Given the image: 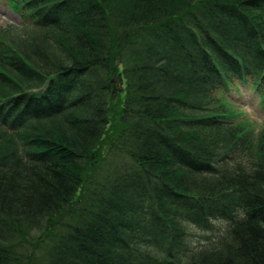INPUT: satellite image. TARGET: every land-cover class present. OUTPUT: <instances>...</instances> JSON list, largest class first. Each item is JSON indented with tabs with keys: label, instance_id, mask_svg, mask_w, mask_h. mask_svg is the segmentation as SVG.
Listing matches in <instances>:
<instances>
[{
	"label": "trees",
	"instance_id": "obj_1",
	"mask_svg": "<svg viewBox=\"0 0 264 264\" xmlns=\"http://www.w3.org/2000/svg\"><path fill=\"white\" fill-rule=\"evenodd\" d=\"M6 1L0 264H264V0Z\"/></svg>",
	"mask_w": 264,
	"mask_h": 264
},
{
	"label": "rangeland",
	"instance_id": "obj_2",
	"mask_svg": "<svg viewBox=\"0 0 264 264\" xmlns=\"http://www.w3.org/2000/svg\"><path fill=\"white\" fill-rule=\"evenodd\" d=\"M8 23L19 25L21 19L19 15L15 13L6 0H0V25L5 26ZM230 99L235 101V122L246 124L247 127H251L254 131L255 138L259 136L260 130L264 127V105L258 100V95L249 87H241L240 93H230ZM195 243L197 241H204V235L206 233L200 230H194ZM215 232H219L216 230ZM209 233H207L208 235Z\"/></svg>",
	"mask_w": 264,
	"mask_h": 264
}]
</instances>
